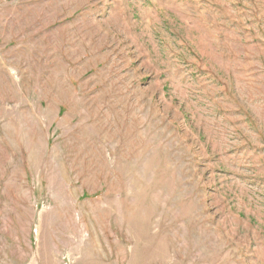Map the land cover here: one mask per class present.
Returning <instances> with one entry per match:
<instances>
[{"label":"rangeland","instance_id":"obj_1","mask_svg":"<svg viewBox=\"0 0 264 264\" xmlns=\"http://www.w3.org/2000/svg\"><path fill=\"white\" fill-rule=\"evenodd\" d=\"M0 264H264V0H0Z\"/></svg>","mask_w":264,"mask_h":264},{"label":"bare ground","instance_id":"obj_2","mask_svg":"<svg viewBox=\"0 0 264 264\" xmlns=\"http://www.w3.org/2000/svg\"><path fill=\"white\" fill-rule=\"evenodd\" d=\"M142 241V240H141ZM144 242H146V241H144ZM148 242V241H147Z\"/></svg>","mask_w":264,"mask_h":264}]
</instances>
